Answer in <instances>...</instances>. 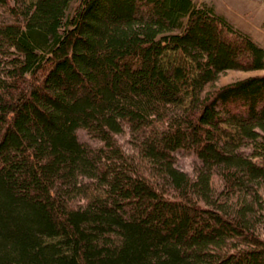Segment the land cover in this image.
I'll return each mask as SVG.
<instances>
[{
    "label": "trees",
    "instance_id": "1",
    "mask_svg": "<svg viewBox=\"0 0 264 264\" xmlns=\"http://www.w3.org/2000/svg\"><path fill=\"white\" fill-rule=\"evenodd\" d=\"M71 1L0 0V264H264V74L214 85L263 47L206 2Z\"/></svg>",
    "mask_w": 264,
    "mask_h": 264
},
{
    "label": "rangeland",
    "instance_id": "2",
    "mask_svg": "<svg viewBox=\"0 0 264 264\" xmlns=\"http://www.w3.org/2000/svg\"><path fill=\"white\" fill-rule=\"evenodd\" d=\"M29 1V0H27ZM197 4L206 2L213 7L215 12L223 15L236 29L248 34L257 44L264 49V0H194ZM78 2L72 0L70 3V10ZM175 57V56H174ZM165 59L173 58V56H164ZM253 74H264V68L253 70L242 69H226L219 73L214 85H223L233 80L243 78ZM211 87L210 85L207 88ZM77 136L81 142L90 145H97L100 142L91 138L89 133L83 129L76 130ZM117 142L125 152H132V144L129 139L127 131L116 134ZM175 164L180 169L187 173H193L195 164V157L189 152L179 151L175 153ZM140 166V170L145 174L151 175L148 164L144 160L135 158ZM81 201L75 200L73 203L77 204Z\"/></svg>",
    "mask_w": 264,
    "mask_h": 264
}]
</instances>
